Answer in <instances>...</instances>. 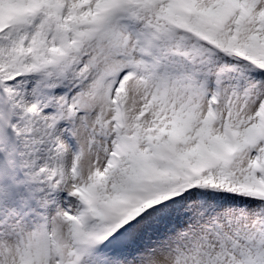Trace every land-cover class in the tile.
<instances>
[{
	"label": "snow or ice",
	"instance_id": "snow-or-ice-1",
	"mask_svg": "<svg viewBox=\"0 0 264 264\" xmlns=\"http://www.w3.org/2000/svg\"><path fill=\"white\" fill-rule=\"evenodd\" d=\"M0 264H264V0H0Z\"/></svg>",
	"mask_w": 264,
	"mask_h": 264
}]
</instances>
